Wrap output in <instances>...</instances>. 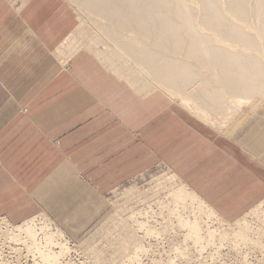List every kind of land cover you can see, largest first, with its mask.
Listing matches in <instances>:
<instances>
[{"label": "crops", "instance_id": "0c3cea01", "mask_svg": "<svg viewBox=\"0 0 264 264\" xmlns=\"http://www.w3.org/2000/svg\"><path fill=\"white\" fill-rule=\"evenodd\" d=\"M74 27L61 0H0V217L45 214L79 237L105 192L157 161L226 220L262 200L264 168L237 144L163 95L134 92L87 51L69 58Z\"/></svg>", "mask_w": 264, "mask_h": 264}, {"label": "bare ground", "instance_id": "6f19581e", "mask_svg": "<svg viewBox=\"0 0 264 264\" xmlns=\"http://www.w3.org/2000/svg\"><path fill=\"white\" fill-rule=\"evenodd\" d=\"M77 2L90 13H96L100 21L104 19L108 29H113L108 34L109 41L112 42L110 44L113 48L115 46V51H118L104 53L106 55L102 57L103 66L113 74L126 78L134 92L144 93L145 96H152L158 92L165 99L174 101L173 104L183 112L197 116L221 134L231 126L230 110L234 109L235 112L237 110L234 100L246 103L250 107L254 105L258 107L257 99L256 104H251L254 101L252 99L258 97L264 104V0H77ZM95 33L93 30L92 34L90 32L86 34V42L75 47L69 58L80 51L93 50V53L98 54L95 49L98 41ZM131 33L136 35L132 42L140 43L123 44L122 38ZM119 42L122 43L120 46L122 48L117 49ZM122 59L124 63L127 61L126 64L123 63L124 65H128L129 62L134 64L133 70L130 69L131 64L122 68ZM136 65L137 68L146 70L150 83H144L145 80L140 79L143 74L140 75V71L139 76L137 74L139 70L135 71L139 76L136 77L133 72L137 70ZM202 76L206 77L205 81L201 80ZM194 82L200 83L192 87ZM226 92H229L228 97ZM225 103L229 108H219ZM260 110V108L252 110L253 114L258 116V123L262 114ZM207 113L214 117L207 119L205 117ZM261 129L263 128L258 129L259 136L264 139V134L260 133ZM240 137L241 135H236L237 139ZM253 144L249 141L246 145V149L254 154L246 150L247 156L256 164L262 165L264 151ZM167 181L170 187L166 192V198L170 201L164 203L157 199L155 205L162 212L163 210L165 213L168 212L169 217H172L177 227L184 232L183 239L187 240L186 242L190 240L195 250L206 249L207 246H213L216 241L218 245L222 246L223 242H226L235 248L248 244L263 247L260 241L251 237L247 218L258 215L264 200L230 224L189 189L180 178L173 176L167 178ZM150 212L152 207L149 204L139 211H130L128 216L129 220L135 221L134 226L138 231H145V234L152 236L151 234L155 232L148 224ZM182 212L191 216L185 217ZM200 221L206 225L205 230L202 229ZM210 223L218 224L219 229H224L223 232L218 228L211 229L208 225ZM230 229L231 232H224ZM0 234L45 264H61V258L72 251L68 237L45 215H38L18 225L0 220ZM4 239L0 240L7 243L8 241ZM2 245L5 244L2 242ZM134 247L135 252L139 250L145 252L140 245L135 244ZM135 252L133 251L134 254ZM127 260L132 264L139 263L136 254Z\"/></svg>", "mask_w": 264, "mask_h": 264}, {"label": "rangeland", "instance_id": "374dc122", "mask_svg": "<svg viewBox=\"0 0 264 264\" xmlns=\"http://www.w3.org/2000/svg\"><path fill=\"white\" fill-rule=\"evenodd\" d=\"M26 1L27 0H9L11 4L17 7L21 6ZM61 1H63L64 4L69 9V11L72 12L75 23V27L70 33L71 35L69 34L70 36L68 35L62 41L63 43L65 42L64 47L68 49L66 55H69L70 52L75 47H79L81 46L80 44L85 43L87 40L85 35L88 34L89 32L90 34H92V31L94 30V32H96L95 36H97L96 40H98L97 44L95 45L96 47L95 49L99 53L95 54L93 53V50L90 51L88 49L87 52L92 54L103 66L104 64L102 61V57L106 55L104 53L115 51L114 49L115 46L114 48L111 46L110 43L112 42L109 41V35H108L110 34V32H112L113 29L112 30L108 29V26H106L104 19H102L103 21H100L96 13L95 14L90 13L85 7H81L82 5L79 2H77V0H73V1L61 0ZM90 29H92V31ZM127 36H130V38H128ZM127 36L125 37L128 38L126 40H124L125 38H122V40L124 41L122 42L123 44L137 45L138 43H140V42H132L133 37H136L135 34L131 33ZM122 43L119 42V44L116 46L117 49L118 47L122 46L121 45ZM110 49H114V50H110ZM117 51L118 50H116L115 52ZM56 56H58L57 53ZM59 60L61 61V64H63L65 68L68 58L67 57L59 58ZM121 62L123 64L124 60ZM124 64L122 68H124L125 66L128 67V65H130L131 62H129L128 65H124ZM130 66H131L130 69H132L134 67V64H131ZM135 67H136L135 69L137 70H134L133 72L136 75V77L139 75L141 71L140 75L143 74V76H145L144 78H146L148 81H146V79H144L142 75L141 76L139 75L141 77L140 79H143V81L145 80L144 83L147 82L150 83L149 82L150 78L147 76L146 70L144 68L143 69L142 68L140 69L139 67L137 68V65ZM105 69L110 71L108 68ZM135 71L138 72L137 73L138 75L135 73ZM116 77L128 85L126 78L119 77L117 75ZM201 80L205 81L206 77L202 76ZM199 83L200 82L198 83L194 82L192 84V87L199 85ZM156 94L159 95L160 93L157 92ZM140 95L145 96L144 93ZM226 95H227L226 97H228L229 92H226ZM256 99L258 102V107L254 105L256 104L255 102ZM166 100L172 105H174L173 104L174 101L170 99H166ZM252 100L254 101H252L251 104H253L254 106L251 107L246 103L242 104L239 103L238 101L236 102V100L233 101L235 103L234 105L235 108H237L236 110L237 114L234 109L230 110L232 115V119L230 121L231 126H228L223 131V134L212 128L210 124L202 122L197 116L194 115H190V116L194 117L198 121L210 127L218 135L237 144L246 154L250 153L249 150L246 149V145L249 143V141L254 143L253 145L258 146V149L264 151V139L263 137L261 139L258 130L260 128H263L261 129L260 133L264 134V121H263L264 104L263 102L259 101L258 97L257 98L255 97ZM261 104L263 107L261 106ZM228 106L229 105L225 103L224 105L219 106V108L220 107L229 108ZM258 108L261 109L259 112L260 113L262 112V114H260V118L262 119V120L260 119L261 122V123L259 122L260 125L258 123V116H256L252 112V110ZM205 117L207 119H210V117L213 118L214 115H212L211 113H207ZM253 121L255 122L253 123ZM237 134L241 135L239 139L236 138ZM246 150L248 153L246 152ZM251 153L253 154V152ZM262 166L264 168V160H262ZM173 176H177V174L174 173V171L166 163H164L163 161H157L151 166L150 169L137 174L129 181L119 184L116 187L109 190L108 192H105L103 194V197L107 203L106 210H104V213L97 220H95L94 223L91 224L87 230H85L82 234H80L79 237H73V238L68 236L63 231L66 237H68L69 239L71 245L70 247L72 251L70 250L71 252L66 253L68 255H65L64 257L61 258L62 260V261L60 260L61 264H124V263L132 264L127 259L135 254H136V260L139 263H133V264H264V205L259 210L258 215L249 216L247 218V222L250 225L249 233L250 235H252L251 237H254L255 240H258L262 243L263 246L262 248L256 246L253 247L251 246L252 244L250 245L248 244L249 246L245 245L246 247L242 245L235 248L231 244L228 243L226 244V242H223L221 246L218 245L219 243H217L218 241H216V243L214 242L213 246H207L208 248L206 249L204 248L205 250L202 249L204 251L200 250L201 251L200 252L197 249L196 251L195 247L191 245L190 240L186 242L187 240L185 241L183 239L182 236L184 235V232L177 227L176 222H174L175 220H173L172 217H169L168 212L165 213V210H163L162 212V210H160V208L157 205H155L156 201L158 200L164 203L166 202L169 203L170 200L166 198V192L170 187L167 178L169 177L173 178ZM177 177L179 178V176ZM81 179L83 180V178ZM263 200H264V193H263V198L260 202H262ZM149 204L152 207V212H150V215L148 216L149 217L148 224L150 226L149 225L147 226H149L153 232L156 233L157 231L158 236L155 233H152L151 234L152 236H149V234L148 235L145 234V231L142 232L141 230L138 231L137 227H135L136 226V223H134L135 221H133V219L129 220L128 213L130 211H134V212L139 211V209L141 210L147 207ZM188 213L182 212V214L185 217L191 216ZM140 219L142 220V218ZM0 220L7 221L3 217H0ZM237 220L234 221L226 220V221L229 222L230 224H233ZM9 223L12 225H18V224H13L11 222ZM200 224L201 226H203L202 229L205 230L206 225L205 224L203 225L202 221H200ZM54 225L56 226V224ZM208 225L209 227H211V229H217V228L219 229V225L216 223L215 224L210 223ZM56 227L59 230H61L58 226ZM219 230L222 231L224 229H219ZM224 232L229 233L231 232V229L228 232L227 230H225ZM4 238L8 242H11V244L8 243L7 241H6L7 243H4L3 240H0V264H45L41 262L38 258L32 257V255L28 254L26 250L23 249V247H21L20 245L18 246L12 244L13 242L8 240L3 235L1 236L0 239H4ZM2 242L6 246L2 245ZM135 244L138 246L140 245V248L143 247L142 250H145V252H141V250H139V252L138 251L135 252V250H133V248L135 249L134 247ZM14 245L16 246L15 248ZM16 248H18V250ZM174 248H177L179 250H175ZM133 251L135 252V254L133 253ZM198 251L199 253H201V255L197 253ZM171 260L173 262H171Z\"/></svg>", "mask_w": 264, "mask_h": 264}]
</instances>
